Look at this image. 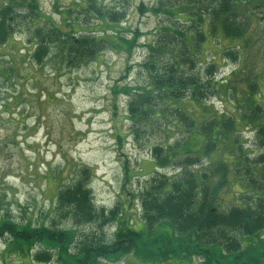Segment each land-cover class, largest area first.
Returning a JSON list of instances; mask_svg holds the SVG:
<instances>
[{"label":"rangeland","instance_id":"rangeland-1","mask_svg":"<svg viewBox=\"0 0 264 264\" xmlns=\"http://www.w3.org/2000/svg\"><path fill=\"white\" fill-rule=\"evenodd\" d=\"M10 1L0 0V7ZM160 1L93 0L91 7L87 0H36L38 6L34 10L22 5L13 8L18 14L7 25L11 40L0 44V220L8 219V227L75 232L73 244L67 247L70 254H76L74 248L80 237L103 236L111 244L118 220L111 217L103 225L96 221L76 225L67 209L57 207L59 191L83 176L96 209L109 212L120 204V219L138 229L144 225L141 192L157 173L173 176L180 171L172 166L155 167V149L171 146L183 152L188 141L192 149L200 145L186 122L178 118L174 101L167 102L159 91L152 93L150 104L158 113L163 110L161 115L165 117L157 113L158 118H149L151 105L149 96L144 95L154 83L149 59L160 55L161 73L173 60L172 53L164 51L163 46L170 37L164 27L173 19L153 11ZM167 2L183 13L179 7L182 0ZM85 8L92 13L89 15ZM98 10H115L122 12L123 17L119 22L113 21L110 14L101 18ZM239 11L237 19L246 22L247 28L249 25L246 37H227L220 23L207 15L204 23L193 30L194 34H208L198 50L193 72L204 78L207 67L214 63L217 83L199 104L191 101L189 94L179 100L181 103L176 102L177 108L191 113L196 125L230 110L237 117L251 115L248 95L255 82L258 99L264 103V6L245 4ZM69 23L75 28L66 31L69 35L96 37L105 42L96 44L101 46L97 54L78 58L69 65L66 59L63 61L66 52H61L59 46L63 44L59 41L50 46L43 61H37L34 53L38 32H48L55 26L66 30ZM120 37L129 41L121 43ZM178 37L173 40L177 45L173 51L182 45ZM159 46H163L162 52ZM158 68L155 71L159 72ZM247 121L240 122L226 140L215 143L213 162H230L234 158L230 154L240 150L251 157L261 153L255 125ZM202 162L204 166L199 163L193 168L206 167L207 161ZM246 167L244 164L241 171L236 170V176L230 173V181L222 192L224 209L232 207V201L241 202L239 192L246 191V187L237 176L245 173ZM8 239L0 238V264H18L13 262L15 258H21L30 247L19 243L7 250V255H11L5 260L1 252L4 253ZM34 246L32 253H38L41 246ZM131 253L113 261L100 260L98 264H139L138 257ZM52 256L46 263L27 257L25 263L19 264H67L57 253ZM193 263L203 264L197 257Z\"/></svg>","mask_w":264,"mask_h":264},{"label":"trees","instance_id":"trees-1","mask_svg":"<svg viewBox=\"0 0 264 264\" xmlns=\"http://www.w3.org/2000/svg\"><path fill=\"white\" fill-rule=\"evenodd\" d=\"M186 1L188 5H184L183 0L179 4L183 13L171 3L168 4L167 0L160 1L153 9L159 15L166 14L173 19L170 25L164 27V30L168 29L170 37L166 44L163 43L164 51L171 52L173 60L161 73L158 68L160 55L149 59V68L154 70L152 74L154 83L144 95L149 96V105H151L152 93L155 91H159L163 99H168L167 102L174 101L172 104H175L178 118L186 122L189 132L195 138L198 137L200 145L197 149H192L188 141L183 152L178 147L173 149L171 146H167L166 149H155V167L172 166L180 171L173 176L157 173V176L151 179L150 186L141 192L140 204L144 225L138 229L131 228L127 220L120 219L118 213L120 204L109 212L104 208L96 209L92 202L91 191L86 187L87 181L82 176L79 182L59 191L57 207L67 209L76 225L93 221L103 225L108 219L115 217L119 223L113 243L108 244L103 236L80 237L81 241L74 248L76 254H70L68 253L70 249L67 251V247L73 244L75 232L70 230L57 232L46 227L26 228L25 231H21L17 225L8 227V219L2 218L0 238H9L5 242L4 253L1 252L5 260L6 256L9 258L11 255H7V250L20 243L22 246L30 247V251L26 254L22 253L19 259L15 258L16 261L13 262L18 264L25 263L27 257L42 263L50 262L54 252L67 264H98L100 260L113 261L131 252L138 257L139 264H194L195 257L201 259L203 264H264V103L258 99L257 82L249 87L251 92L248 97L252 103L249 106V113L252 114L249 116L244 114L237 117L230 110L226 115L210 116L196 125V119L191 113L176 107L178 102L181 103L179 100L188 94L191 101L199 104L203 98L211 94L209 90L217 85L213 77V71L216 69L214 63L207 67V76L204 78H201V73L193 72L196 68L198 50L208 36L205 31L194 34V28L203 24L207 15L215 19L217 24L220 23L221 30L227 37L233 39L244 37L248 33L249 25L247 28L246 22L237 19L240 8L245 4L248 6L257 4L259 8L264 6V0ZM92 3L93 0H87V5L93 7ZM20 5L28 6L33 10L38 6L36 0L25 2L11 0L5 7H0V44L2 45L11 40L12 34L7 25L10 18L18 14L13 8ZM86 8L85 11L90 15L91 9ZM33 10L30 11L34 13ZM98 14L101 18H107L110 14L113 16V21L117 22L123 17L122 12L115 10L111 13L98 10ZM173 25H176L177 29L173 28ZM73 26L74 24L69 23L65 25L66 30H62L59 26L49 28L48 32L46 29L45 32L40 30L37 34L39 41L34 58L43 61L50 52V46L59 41L63 44L59 46L61 52H66L63 61L66 59L69 65L78 58H90L96 55L101 48L96 44L104 41L96 37L77 38L69 35L66 31H74ZM216 27L219 28L218 25ZM177 35L182 45L173 51L177 47L173 42ZM119 40L121 43L129 41L122 37ZM113 41L118 43L116 40ZM163 46H159L161 52ZM58 55L61 57V54ZM234 56L236 57L237 54L234 53ZM156 68L159 72L155 71ZM157 111L151 105L149 118L156 117ZM163 112L160 110L158 114L161 115ZM245 120H248L249 125H255L258 136L256 143L262 147L261 153L251 157L240 150V153L230 154L231 157L234 156L230 162L228 160L213 162L215 143L218 140H226L236 131L240 122ZM202 160L207 161L206 167L198 170L193 168L199 163L204 166ZM244 164H247L245 173L237 177L243 179L242 184L244 188L246 187V191L239 192L241 202L232 201V207L224 209L222 192L230 181V173L236 176V170L241 171ZM249 164L251 167L248 166ZM216 175L219 176L218 180L215 178ZM76 242L78 240H75ZM37 243L41 249L38 253H32V248Z\"/></svg>","mask_w":264,"mask_h":264}]
</instances>
